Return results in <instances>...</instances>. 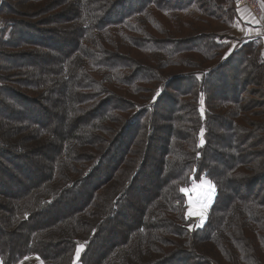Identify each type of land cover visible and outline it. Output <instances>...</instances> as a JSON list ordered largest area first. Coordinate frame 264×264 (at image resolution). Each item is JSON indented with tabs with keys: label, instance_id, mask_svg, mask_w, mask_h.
Returning a JSON list of instances; mask_svg holds the SVG:
<instances>
[{
	"label": "trees",
	"instance_id": "1",
	"mask_svg": "<svg viewBox=\"0 0 264 264\" xmlns=\"http://www.w3.org/2000/svg\"><path fill=\"white\" fill-rule=\"evenodd\" d=\"M232 3L0 0L1 264H264L247 100L264 63L255 40L222 54L212 21ZM202 178L197 228L184 190Z\"/></svg>",
	"mask_w": 264,
	"mask_h": 264
},
{
	"label": "rangeland",
	"instance_id": "2",
	"mask_svg": "<svg viewBox=\"0 0 264 264\" xmlns=\"http://www.w3.org/2000/svg\"><path fill=\"white\" fill-rule=\"evenodd\" d=\"M231 10H228L227 16H224L223 19L221 20H215L212 21V26H213V31L212 33L215 32V35H219L221 37L226 38V41H223L224 43V50L222 51V54L224 55H229L234 51H237L241 49L243 45H251L253 40L245 39L244 37L242 38L241 36L243 35L242 31L244 30V27L241 24L240 17L242 18V13L243 12H249L250 14L253 15L252 12L249 10H238L236 9L235 5L232 3V5H229ZM227 9V8H226ZM196 13H191L189 16H184L185 20L187 21L189 19L191 20H196L198 16H196ZM204 18V16H201ZM5 16L1 18V23L5 21ZM239 18V19H238ZM256 46H260V52L258 54L261 61L264 63V51H262V44L258 41L255 40ZM254 45V43H253ZM0 45V52L4 51ZM253 91L256 93L257 89H253ZM254 93V94H255ZM247 100H251L253 102L254 110L255 112H262L263 111V106L262 104L264 103V99L262 98V95H255V96H248L247 95ZM202 137V135H201ZM206 181H210L208 178H202L199 182H196L192 188L188 189L186 191V196H187V218L193 222V224L197 228H202L207 220L208 216L210 214V209L213 206L216 198V190L214 193H209V188L208 185L205 183ZM212 183V182H211ZM213 184V183H212ZM211 196V199L208 200L207 197ZM207 204V210L204 211V205ZM204 211V218L203 220L201 219L200 212ZM192 213V215H189V213ZM81 251H76V258L79 257ZM1 264V262H0ZM19 264H44L41 262V260L35 256L28 257L21 261Z\"/></svg>",
	"mask_w": 264,
	"mask_h": 264
},
{
	"label": "crops",
	"instance_id": "3",
	"mask_svg": "<svg viewBox=\"0 0 264 264\" xmlns=\"http://www.w3.org/2000/svg\"><path fill=\"white\" fill-rule=\"evenodd\" d=\"M240 20L244 27L241 37L249 40H258L263 46L262 51H264V28L261 26L260 21L256 20L249 12H243Z\"/></svg>",
	"mask_w": 264,
	"mask_h": 264
},
{
	"label": "built area",
	"instance_id": "4",
	"mask_svg": "<svg viewBox=\"0 0 264 264\" xmlns=\"http://www.w3.org/2000/svg\"><path fill=\"white\" fill-rule=\"evenodd\" d=\"M236 9L249 10L264 28V0H234Z\"/></svg>",
	"mask_w": 264,
	"mask_h": 264
},
{
	"label": "snow or ice",
	"instance_id": "5",
	"mask_svg": "<svg viewBox=\"0 0 264 264\" xmlns=\"http://www.w3.org/2000/svg\"><path fill=\"white\" fill-rule=\"evenodd\" d=\"M201 143H203V140H201ZM205 183L208 185L209 193H214L215 192V185H213L211 183V181H206ZM184 191H187V190L185 189ZM207 199L210 200L211 199V196L209 195L207 197ZM206 210H207V204L204 205V211H206ZM204 211H202V212L199 213L202 220L204 218ZM189 215H192V213L190 212Z\"/></svg>",
	"mask_w": 264,
	"mask_h": 264
}]
</instances>
